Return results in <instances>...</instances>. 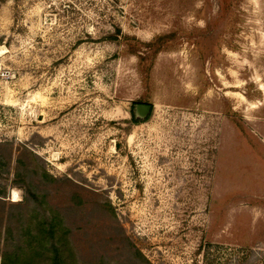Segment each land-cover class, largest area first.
<instances>
[{"label":"rangeland","instance_id":"rangeland-1","mask_svg":"<svg viewBox=\"0 0 264 264\" xmlns=\"http://www.w3.org/2000/svg\"><path fill=\"white\" fill-rule=\"evenodd\" d=\"M256 124L264 0L0 2L1 229L20 203L78 264H264Z\"/></svg>","mask_w":264,"mask_h":264},{"label":"trees","instance_id":"trees-1","mask_svg":"<svg viewBox=\"0 0 264 264\" xmlns=\"http://www.w3.org/2000/svg\"><path fill=\"white\" fill-rule=\"evenodd\" d=\"M132 120L134 123L141 121L133 116ZM30 196L33 201L37 200L36 195L30 193ZM15 206L20 203L11 204L10 212ZM10 212L2 213L5 221L0 233L5 238L0 248V264H78L67 240L68 229L55 219L53 213L39 217L33 213L31 220L24 222L20 213ZM99 263L103 264L102 260Z\"/></svg>","mask_w":264,"mask_h":264},{"label":"water","instance_id":"water-1","mask_svg":"<svg viewBox=\"0 0 264 264\" xmlns=\"http://www.w3.org/2000/svg\"><path fill=\"white\" fill-rule=\"evenodd\" d=\"M150 112V106L148 104H135L133 107V118L134 119H145Z\"/></svg>","mask_w":264,"mask_h":264},{"label":"crops","instance_id":"crops-1","mask_svg":"<svg viewBox=\"0 0 264 264\" xmlns=\"http://www.w3.org/2000/svg\"><path fill=\"white\" fill-rule=\"evenodd\" d=\"M256 125H258V124H256ZM263 126H264V124H263ZM258 128H262L263 130H261V129L260 130L264 132V127H261L258 125ZM263 192H264V189H263ZM262 199L264 200V194L262 195Z\"/></svg>","mask_w":264,"mask_h":264},{"label":"bare ground","instance_id":"bare-ground-1","mask_svg":"<svg viewBox=\"0 0 264 264\" xmlns=\"http://www.w3.org/2000/svg\"><path fill=\"white\" fill-rule=\"evenodd\" d=\"M12 197H13L14 200H16L17 196H16V192L15 191H13V196Z\"/></svg>","mask_w":264,"mask_h":264}]
</instances>
